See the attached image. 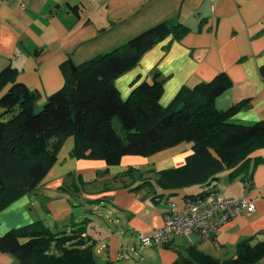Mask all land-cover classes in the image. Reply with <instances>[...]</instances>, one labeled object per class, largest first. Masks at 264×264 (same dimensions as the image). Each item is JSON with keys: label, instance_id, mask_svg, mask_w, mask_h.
Segmentation results:
<instances>
[{"label": "crops", "instance_id": "obj_1", "mask_svg": "<svg viewBox=\"0 0 264 264\" xmlns=\"http://www.w3.org/2000/svg\"><path fill=\"white\" fill-rule=\"evenodd\" d=\"M22 1L24 8L0 2V72L15 67L17 80L38 92L37 107L63 85V60L81 64L159 22L175 19L188 32L180 38L169 34L118 75L114 82L121 97L127 98L140 82L151 81L156 70L163 78L159 102L167 105L181 86L193 87L225 72L233 85L216 98V107L225 109L249 98L231 120L249 124L264 119V80L259 72L264 64V0ZM9 86L0 89V96ZM5 116L0 108V118ZM73 145L72 136L65 139L38 187L0 211V236L36 220L54 230L70 231L85 219L84 235L94 242L98 258L122 264H171L190 244L224 259L235 256L241 239L251 238V244L264 239V161L256 165L248 184L241 175L229 181L226 171L221 184L216 182L224 195L250 198L255 210L220 225L214 239L199 241L192 232V243L178 236L168 246H142L141 236L163 224L168 200L181 207L186 195L205 186L157 195L163 189L155 184L156 177L151 178L152 187L132 189L141 182L138 172L133 178L123 173L130 167L154 173L180 166L191 143L181 142L147 157L123 155L110 166L102 159L71 156ZM252 156H264V149ZM82 176L85 181H80ZM179 193L182 197L176 201L173 195ZM0 264H15V258L0 251ZM253 264H264V256Z\"/></svg>", "mask_w": 264, "mask_h": 264}, {"label": "trees", "instance_id": "obj_2", "mask_svg": "<svg viewBox=\"0 0 264 264\" xmlns=\"http://www.w3.org/2000/svg\"><path fill=\"white\" fill-rule=\"evenodd\" d=\"M188 30L167 19L81 64L63 60L64 83L37 112L38 92L17 80L15 67L4 68L0 89L10 86L0 96L2 114L8 116L0 118V211L38 187L70 136L74 138L71 156L102 159L108 166L118 164L126 154L149 156L181 142L191 143L184 164L153 170L155 184L163 189L157 195L169 196L174 194L169 189L197 185L205 190L186 198L217 190L216 182L225 171L229 181L241 175L248 184L256 165L264 161V156H252L264 149V119L249 124L231 120L249 98L225 109L216 107V98L233 85L225 72L193 87L181 86L167 105L159 102L163 78L156 70L151 81L140 82L125 99L115 85V78L157 42L169 34L180 38ZM259 72L264 80V64ZM133 172H138L141 182L132 189L153 186L144 171L130 167L123 174L133 178ZM84 223L85 219L66 231L36 220L0 236V251L13 255L15 264H122L98 258L94 242L84 235ZM263 256L264 239L251 244V238H244L233 257L220 259L190 244L171 264H253Z\"/></svg>", "mask_w": 264, "mask_h": 264}, {"label": "built area", "instance_id": "obj_3", "mask_svg": "<svg viewBox=\"0 0 264 264\" xmlns=\"http://www.w3.org/2000/svg\"><path fill=\"white\" fill-rule=\"evenodd\" d=\"M0 2L25 7L22 0ZM168 205L163 224L149 235L141 236L142 246H168L178 236L192 243V232L197 233L199 241L214 239L220 225L238 214L255 210V202L247 196H227L214 189L185 198L181 207L169 200Z\"/></svg>", "mask_w": 264, "mask_h": 264}, {"label": "rangeland", "instance_id": "obj_4", "mask_svg": "<svg viewBox=\"0 0 264 264\" xmlns=\"http://www.w3.org/2000/svg\"><path fill=\"white\" fill-rule=\"evenodd\" d=\"M169 104V103H168ZM36 105H37V102H36ZM41 109V107L39 108V107H35V111L37 112V111H39ZM8 116H5L4 118H7ZM59 151V150H58ZM126 155H130V154H126ZM132 155H134V156H140V157H147V156H143V155H137V154H131V156ZM142 168V167H141ZM139 170V169H138ZM144 171V174H146L144 177H148V175H150V177L149 178H155L156 177V174H154L153 172H151V170H149V171H146V170H144V169H141V170H139V171ZM146 171V172H145ZM227 172V171H226ZM225 173L224 172H222L221 173V177H219V179H218V182H217V184H221V182H222V180H224L223 179V175H224ZM69 176H72L71 177V182H75L76 181V179H75V175L73 174V173H71ZM79 177V175L77 176V178ZM237 177H239V176H237ZM236 177V178H237ZM80 181H85V178H84V176H82V179L80 180ZM76 185V184H75ZM73 187V186H72ZM147 187H151V186H147ZM191 190H194V189H191ZM181 195V193H179V194H175V195H173V197L176 199V201L177 200H179V198L180 197H182V195ZM99 257V256H98Z\"/></svg>", "mask_w": 264, "mask_h": 264}]
</instances>
